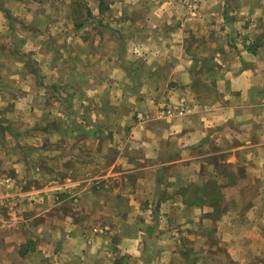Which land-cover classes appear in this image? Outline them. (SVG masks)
Segmentation results:
<instances>
[{"label": "crops", "instance_id": "0c3cea01", "mask_svg": "<svg viewBox=\"0 0 264 264\" xmlns=\"http://www.w3.org/2000/svg\"><path fill=\"white\" fill-rule=\"evenodd\" d=\"M1 111L0 264H264V0H0Z\"/></svg>", "mask_w": 264, "mask_h": 264}, {"label": "rangeland", "instance_id": "374dc122", "mask_svg": "<svg viewBox=\"0 0 264 264\" xmlns=\"http://www.w3.org/2000/svg\"><path fill=\"white\" fill-rule=\"evenodd\" d=\"M198 3H197V1H193L192 2V7H193V9L195 10V9H198ZM2 112V115H1V119H3V120H6V121H8V120H11L12 118H14L15 116H13V115H10V112H7V111H1ZM21 114V116H17V118H24L25 117V113H19V115ZM18 130H19V132L17 133L18 135H25V131H26V127H24V126H20L19 128H18ZM31 134V133H30ZM1 135V134H0ZM35 136H36V134H35ZM39 136V135H38ZM35 138H37V136L35 137ZM1 139V138H0ZM39 144H40V142H39ZM38 144V145H39ZM13 145V144H12ZM15 146L16 147H18L19 149H22V150H24L25 149V144L23 143V144H15ZM40 146V145H39ZM21 150V151H22ZM3 177H0V181H2L4 184L6 183V182H4V180L2 179ZM7 179H9L8 180V182H10V184H11V179L10 178H7ZM6 180V179H5ZM11 186V185H10ZM1 193H6V192H1ZM2 195V194H1ZM3 215V214H2ZM3 217H4V215H3ZM103 230H106V228H102Z\"/></svg>", "mask_w": 264, "mask_h": 264}, {"label": "built area", "instance_id": "2783aa9c", "mask_svg": "<svg viewBox=\"0 0 264 264\" xmlns=\"http://www.w3.org/2000/svg\"><path fill=\"white\" fill-rule=\"evenodd\" d=\"M163 113H165V114H170V113H172L171 111H168V110H164L163 111ZM3 185H4V183L2 182V181H0V220H2L3 219V209H4V206H3V204H4V200L1 198V192H3ZM3 202V203H2Z\"/></svg>", "mask_w": 264, "mask_h": 264}]
</instances>
